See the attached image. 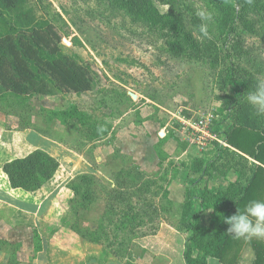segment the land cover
I'll use <instances>...</instances> for the list:
<instances>
[{"label": "rangeland", "instance_id": "374dc122", "mask_svg": "<svg viewBox=\"0 0 264 264\" xmlns=\"http://www.w3.org/2000/svg\"><path fill=\"white\" fill-rule=\"evenodd\" d=\"M225 1L170 0L163 5L154 0L161 15H168L169 4H175L186 30L200 44L202 55L196 59L169 51V41L182 37L166 18H155L150 10L130 13L122 0H0V36L29 39L34 30L52 24L61 35L55 57L89 67L95 78L94 88L83 93L0 94V144L13 146L7 153L0 149V169L37 149L62 164L40 193L46 198L40 209L45 213L37 227L29 215L34 211L29 202L32 194L12 190L13 194H7V207L0 215V249L9 255V264L35 258L43 249L40 230L51 238L44 247L51 263V248L60 249L51 246L53 232L65 226L96 233L93 237L100 241L94 243L103 248L101 264H108L110 258L138 264L144 251L136 241L145 236L135 238L131 230L120 227V212L127 205H119L118 213L112 215L106 207L108 190L128 172L130 205L138 214L134 221L144 220L137 231L154 235L163 223L169 224L184 234L187 246L192 231L181 227L189 196L194 211L206 213L201 223L210 226L213 208L203 209L201 199L209 196L211 179L220 178V186L225 187L237 180V167L246 162L216 141L201 149L186 122L211 116V130L223 132L234 110L229 101L236 92L232 76L264 77V0ZM197 6L213 13L211 39L199 33ZM42 56L50 58L44 52ZM100 126L103 133L97 131ZM153 134L157 139L151 144L148 138ZM139 139L142 143L137 148L152 152L142 161L145 169L132 154L135 145L131 143ZM137 172L140 175L133 180ZM82 174L93 175L95 198L88 208L77 211V197L70 186ZM0 178L4 179L2 192L6 178L1 171ZM7 235L14 236L15 242L10 243ZM248 251L243 257L247 264ZM197 254L193 248L192 255Z\"/></svg>", "mask_w": 264, "mask_h": 264}, {"label": "trees", "instance_id": "16d2710c", "mask_svg": "<svg viewBox=\"0 0 264 264\" xmlns=\"http://www.w3.org/2000/svg\"><path fill=\"white\" fill-rule=\"evenodd\" d=\"M157 1L163 5L170 2V0ZM122 2L130 13L139 14L143 11L147 13L150 10L155 18L160 20L166 18L167 22L171 23L176 34L182 37L181 40L169 41V51L175 56L186 53L191 58H201L200 44L193 34L186 30L175 4H169L168 15H161L154 0H122ZM221 2L226 1L221 0ZM60 43L61 35L52 24L34 30L29 39H17L12 34L0 36V94L6 92L19 96H47L57 92L83 93L92 90L95 78L89 67L70 59L55 57L60 51ZM42 52L50 58H44ZM232 77L236 92L230 95L229 101L233 104L234 110L228 119H231L233 124L226 131L224 138L231 146L250 154L264 164V116H257L244 97L248 91L253 90L256 79L248 77L241 80L234 78V75ZM219 134L223 133L219 130ZM6 144L8 142L1 143L0 149ZM59 167L60 161L55 156L45 150L37 149L24 157L4 163L3 171L12 188L31 192L39 190L49 182ZM237 170L240 172L237 180L230 182L223 189L209 192L207 198L201 199L203 209L210 206L213 208L210 226L201 223L203 211L202 209L194 211L189 196L182 217L184 228L181 227V230L192 231L190 243L184 252L186 264H207L209 257L217 258L223 264H242L240 258L246 246H251L254 250L253 264H264V239H236L227 232L229 225L223 220L224 217L235 214L238 208L244 212L249 202L263 200L260 189L261 183H264V167L255 164L249 172V169H245L243 164H240ZM139 175L140 173L137 172L132 176L133 180ZM129 176H131L130 172L123 177L119 176L115 186L108 190L106 207L112 215L118 213L119 205H127L128 209L120 212L123 218L119 220V225L128 231L131 230L130 234L136 238L146 236L148 233L136 230L144 220L140 218L138 223L135 222L138 214L132 204L130 205L132 184L128 180ZM245 177L247 182H243ZM92 184H95V179L90 174L80 175L71 184L70 188L77 197L74 202L77 211L88 208L94 201L95 192ZM190 195L193 197L192 193ZM77 213L75 212L76 215ZM99 227L105 229L103 226ZM74 229L88 241L97 243L100 241V238L93 237L96 233H84L77 228ZM193 248L198 251L196 256L192 255Z\"/></svg>", "mask_w": 264, "mask_h": 264}, {"label": "crops", "instance_id": "0c3cea01", "mask_svg": "<svg viewBox=\"0 0 264 264\" xmlns=\"http://www.w3.org/2000/svg\"><path fill=\"white\" fill-rule=\"evenodd\" d=\"M232 124H233L232 120L228 119L226 123L224 124L225 128H223L222 133L224 134L226 130L230 129ZM155 138L157 139V135L153 134L151 137L148 138V140L151 142V144L156 143ZM138 143L140 144L142 143L140 139L135 140L133 143H131L132 144L131 146L135 145L133 148L132 154H133V157L138 160V164L142 165L143 159H146L148 155L152 156V152L148 151L145 153L142 150H139L137 148V145H139ZM227 147L230 148V151L236 152L237 155L241 156V158L245 160L246 163H245L244 168L249 169V172H250V169H252V167H254L255 164L262 165L264 167V164L257 161L250 154L244 153L238 148L231 146L230 144H228ZM12 149H13L12 144L8 142V144H6V146L2 150H5V153H7V151H12ZM151 150L153 151V153H155L156 151L154 146ZM61 166L62 165L60 163V167ZM239 167L240 166H238L237 168ZM142 169H145L144 165H142ZM0 171L6 178L5 185L3 184V186L1 187L2 192H0V215L3 213L2 212L3 208L7 207V199H8L7 194L9 193L13 194V192H11L10 190L22 192L24 195L25 193L27 195L32 194L29 202L34 206V211L30 212L29 215L32 218L30 219L31 223L37 227L38 224L36 223L40 222V218H42L45 213V212H40V209L42 208L43 203L45 202V199H46L40 193L44 190V187L48 183H51L55 179L56 174L58 173L59 170L57 171L55 176L49 182H47L42 188H40L37 191H31V192L25 191L20 188H17V189L12 188L9 183L7 175L3 171V166L1 167ZM238 174H240V172H238ZM211 180L212 181L210 184L213 186V188L211 186L209 187V190L211 192H216L219 189H223L229 184L228 183L226 184L225 187H222L220 186V183H221L220 178L216 177ZM243 180H244L243 182H247L246 177ZM180 181H183L184 183V176L182 177ZM0 182L3 183L4 179L0 178ZM180 184H182V182ZM221 185H225V184H221ZM260 190L263 194V200H264V183H261ZM20 209H21L20 211L22 212L25 211V208H20ZM17 210L19 212V208H17ZM202 215H206V213H203ZM8 223H11V222H8ZM11 226H13V224H11ZM36 229L40 230L39 228H36ZM37 233L40 234V237L42 238L41 244H42L43 249L42 250L40 249L36 252L35 258L32 259L31 262L20 263V264H101L99 261H104V257L101 258V255L103 254V248L101 245L91 242V241H87L86 239L81 237L80 234L74 231L71 227L65 226V227H61L59 231L53 232L55 235L53 237L51 246L56 247L57 245H59L60 249L58 247L57 249L53 251L51 248L50 255H51L52 261L51 263H49L48 257L47 255H45L46 252L44 251V247L45 248L47 247V244L50 243L51 238L49 239V237L44 236L42 234V230L38 231ZM1 237L3 238V236ZM4 237L8 241H10V243L15 242V240H13L14 236L7 235ZM136 242L138 243L139 246H141V248L144 251V254L142 255V257H139L136 260V263L138 264H186V261L184 259V252L186 249L187 242H186L184 234H182L175 226L163 223L160 226L157 234L138 238ZM249 249L250 251L248 252H250L249 255H251L249 264H253L255 260L254 250L252 249L251 246H246L243 249L241 258H240V262L242 264H247L244 262L243 257L245 255L244 253ZM111 260L112 259L110 258L108 264H125L122 261H114V260L111 261ZM9 262H10V258L7 252H5V250L3 249H0V264H9ZM207 264H223V263H221L217 258L209 257L207 260Z\"/></svg>", "mask_w": 264, "mask_h": 264}, {"label": "clouds", "instance_id": "9594fccd", "mask_svg": "<svg viewBox=\"0 0 264 264\" xmlns=\"http://www.w3.org/2000/svg\"><path fill=\"white\" fill-rule=\"evenodd\" d=\"M195 16L200 20L199 33L203 38L211 39L209 24L213 22V13L203 6H197ZM246 102L257 116H264V77H257L253 90L247 93ZM98 127V133L104 132ZM229 227L227 232L236 239H264V200H253L244 212L238 211L223 218Z\"/></svg>", "mask_w": 264, "mask_h": 264}, {"label": "built area", "instance_id": "2783aa9c", "mask_svg": "<svg viewBox=\"0 0 264 264\" xmlns=\"http://www.w3.org/2000/svg\"><path fill=\"white\" fill-rule=\"evenodd\" d=\"M213 118L211 116L201 115L196 121H187L193 139L197 141L201 149L207 147L212 141L218 142L219 145L227 147L226 140L221 134L212 131Z\"/></svg>", "mask_w": 264, "mask_h": 264}]
</instances>
